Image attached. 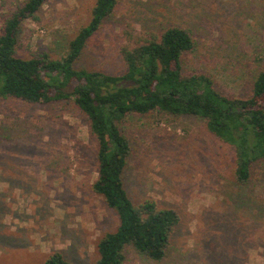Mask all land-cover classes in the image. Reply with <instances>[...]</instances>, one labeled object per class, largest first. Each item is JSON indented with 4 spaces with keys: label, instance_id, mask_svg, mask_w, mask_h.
I'll return each instance as SVG.
<instances>
[{
    "label": "rangeland",
    "instance_id": "1",
    "mask_svg": "<svg viewBox=\"0 0 264 264\" xmlns=\"http://www.w3.org/2000/svg\"><path fill=\"white\" fill-rule=\"evenodd\" d=\"M24 1L0 0V16ZM94 1L48 0L23 22L18 56L62 57ZM128 23L136 31H190L196 47L184 68L210 75L223 93L245 96L264 69V0H119L75 67L123 73ZM123 129L132 147L124 174L131 202L151 199L179 215L165 258L155 262L129 246L123 264H264V161L239 186L232 149L195 117H132ZM96 148L72 101L0 98V264H43L53 251L71 264L95 263L99 239L118 225L91 190Z\"/></svg>",
    "mask_w": 264,
    "mask_h": 264
},
{
    "label": "trees",
    "instance_id": "2",
    "mask_svg": "<svg viewBox=\"0 0 264 264\" xmlns=\"http://www.w3.org/2000/svg\"><path fill=\"white\" fill-rule=\"evenodd\" d=\"M47 1L25 0L9 16H0V98L36 105L74 103L97 145V177L91 190L118 218L116 229L99 239L94 264H123L122 252L129 246L160 262L170 248L179 215L151 199L137 205L131 202L124 174L132 147L124 123L153 114L201 120L210 134L232 149L234 182L246 186L253 166L264 161V69L245 96L223 93L210 75L184 68V58L196 47L190 31L179 26L160 33L136 31L129 23L121 30L123 73L76 68L83 50L119 0H95L90 19L59 59L47 54L21 58L17 44L22 24L35 20ZM43 264L71 263L60 251H53Z\"/></svg>",
    "mask_w": 264,
    "mask_h": 264
}]
</instances>
